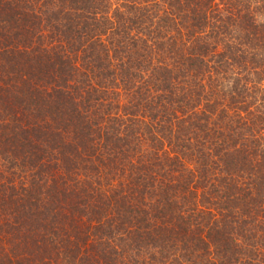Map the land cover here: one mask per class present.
<instances>
[{
  "label": "trees",
  "instance_id": "16d2710c",
  "mask_svg": "<svg viewBox=\"0 0 264 264\" xmlns=\"http://www.w3.org/2000/svg\"><path fill=\"white\" fill-rule=\"evenodd\" d=\"M0 264H264V0H0Z\"/></svg>",
  "mask_w": 264,
  "mask_h": 264
}]
</instances>
